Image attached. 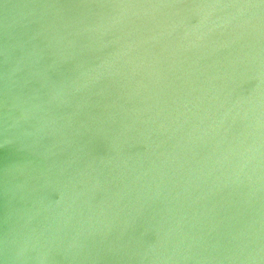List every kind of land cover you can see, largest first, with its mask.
<instances>
[{"label":"water","instance_id":"water-1","mask_svg":"<svg viewBox=\"0 0 264 264\" xmlns=\"http://www.w3.org/2000/svg\"><path fill=\"white\" fill-rule=\"evenodd\" d=\"M0 264H264V0H0Z\"/></svg>","mask_w":264,"mask_h":264}]
</instances>
